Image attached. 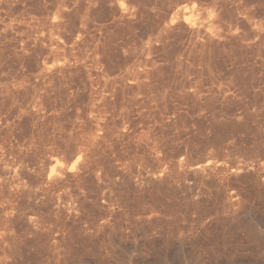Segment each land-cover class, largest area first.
Segmentation results:
<instances>
[{
  "label": "rangeland",
  "instance_id": "1",
  "mask_svg": "<svg viewBox=\"0 0 264 264\" xmlns=\"http://www.w3.org/2000/svg\"><path fill=\"white\" fill-rule=\"evenodd\" d=\"M0 264H264V0H0Z\"/></svg>",
  "mask_w": 264,
  "mask_h": 264
}]
</instances>
